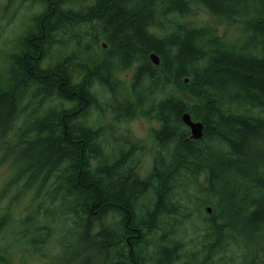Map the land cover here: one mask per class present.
<instances>
[{
    "label": "trees",
    "instance_id": "trees-1",
    "mask_svg": "<svg viewBox=\"0 0 264 264\" xmlns=\"http://www.w3.org/2000/svg\"><path fill=\"white\" fill-rule=\"evenodd\" d=\"M29 1L48 6L46 14L32 20L34 41L21 40L27 51L15 63L3 51L0 63V179L8 175L0 190V264L29 258L49 264H124L126 260L136 264L146 252L159 264H197L198 258L182 262L178 252L185 232V219L180 218L183 213L189 216L175 189L178 182L183 189L193 186L203 199L213 201L201 204L213 210L201 218L200 243L207 251L215 252L226 240L242 246L238 238L243 229L237 226L241 219L240 225L246 224L248 231L264 233V160L245 168L243 162H248L240 157L250 148L260 155L254 147L256 136L264 140V54L257 49L263 44L255 28L258 22L264 25V13L255 9L258 2L264 7V0L227 18L245 22L246 36L235 40L220 35L218 24L197 27L188 20L194 3L202 0L168 10L156 26L166 33L162 36L156 30L147 35L144 29L146 20L141 15L148 11L139 4L146 0H98L91 10L101 14V30L112 33L95 43L99 54L83 60L82 55L87 56L93 47L79 41L70 56L50 69L44 67L47 53L40 46L46 38L52 41L70 18L60 12L54 16L64 0ZM219 1L205 4L214 21L221 16L213 7ZM187 31L197 45L194 54L190 41L181 37ZM163 49L169 50L176 70L170 71ZM139 50L159 54L161 65L155 67L149 55L141 57ZM181 61L191 63L192 72L183 74ZM12 63L19 68L15 75ZM30 79L38 83L27 85ZM98 88L108 94L106 100L98 98ZM185 113L204 125L201 141L191 139L182 122ZM94 114L97 117L92 120ZM108 114L113 119L110 131L103 127ZM82 116L91 124L78 122ZM137 119L154 125L150 175L137 181L130 177L131 169L117 183L107 167L116 156L107 132L115 142L138 151L142 145H135L128 132L120 140L113 138L116 125ZM94 139H98L95 144ZM92 162L97 166L92 168ZM116 162L124 167L120 160ZM201 178L205 183L197 187ZM155 182L166 187L156 189L147 218L137 226L130 216L136 210L130 205L141 186L156 187ZM236 186L248 193L242 194ZM26 198L28 203L18 212ZM109 212L120 215L116 224ZM157 221L165 226L144 236V230ZM131 230H142V237L134 235L128 243Z\"/></svg>",
    "mask_w": 264,
    "mask_h": 264
},
{
    "label": "bare ground",
    "instance_id": "bare-ground-1",
    "mask_svg": "<svg viewBox=\"0 0 264 264\" xmlns=\"http://www.w3.org/2000/svg\"><path fill=\"white\" fill-rule=\"evenodd\" d=\"M10 2V4H14L17 0H8ZM29 1V0H28ZM147 2L145 3H140L139 4V7L142 8L143 5L145 10H147L148 12L141 15V17L145 18L146 20V25H145V30L147 35H150V31L152 32L153 30H156V33L159 32L162 35H166V33L164 32V30H162L161 28L157 29L156 26L159 25L160 21L163 19V17L169 13L168 10H171L173 9L174 7H177L178 5H182L183 2H187L189 4L190 0H163V2L161 0H146ZM193 1L194 3V0H191ZM238 2H235L233 4V1L232 0H221L217 3V5H213L214 9H216V11H218V13H220L221 16H219L217 18L218 21H225L227 20V18H230L240 12H243L245 13V10L247 11V7L250 6V7H253L255 6L254 4V1H257L258 0H236ZM243 1H245V5H244V8L242 9L241 7V4L243 3ZM39 7L42 8V12L46 14L47 10H48V6L43 3V2H40L42 4H37L36 2H32V1H29ZM99 1L98 0H64L63 2L60 3V6H59V9L58 7H56L54 9V16L57 15L58 12H60V14H66L67 16H69V22L66 23V24H63L56 32H55V36H53L52 38V41L50 38H46L47 41H45L42 46H40V50L44 53H47L46 54V59L44 60V67L47 69H50L51 67H54L59 61L60 59H62V57L65 56V52L64 51H61L62 49H64L65 46H68V45H72V51L74 52L76 49H77V44L78 42L80 41L81 43H84V44H88V43H91L92 45V50L90 51V53H87V56L86 55H82L83 57V60H91V59H95L96 56L99 54V49H100V46H97L95 43L98 41V39L100 38V36H106V35H109V31H104V30H101V26L104 25L103 24V19L101 17V14L96 12V11H92L91 9L93 8H96L97 5H98ZM211 3V0H202V3H194L193 7H201L203 9H205V6L209 5ZM259 3V2H258ZM256 4V7L255 9L262 13H264V7H262L261 4ZM200 4V5H199ZM206 4V5H205ZM202 5V6H201ZM183 6V5H182ZM206 10V9H205ZM168 11V12H167ZM207 11V10H206ZM140 12V11H139ZM208 12V11H207ZM92 13V14H91ZM257 13V14H258ZM261 13V14H262ZM91 14L92 16V19L89 17V15ZM260 15V14H258ZM16 16V12H14L11 17L12 19ZM35 17H30L29 21H27L28 25L27 27L24 29L23 32L20 33V35L16 38V40H14L12 42L13 46H12V49H11V53H6L5 56L6 58H8L9 60H12L14 63L15 61L19 60L18 58H20V56H23L27 50L22 48V42L21 40H25L26 43H30L32 41H34V38L35 36L32 34L34 32V29L33 26H34V23H33V19ZM253 20V18H252ZM252 23L251 24H254V20L251 21ZM61 24V23H60ZM212 23H209L208 25H210ZM264 25L260 24V22H258L256 25H255V28L259 31H257V35H258V38H259V42L260 44H263L262 47H258V51L262 52L264 54V32H260V28L263 27ZM262 30L264 31V27L262 28ZM164 32V33H163ZM186 33V31H184ZM183 32V33H184ZM106 34V35H105ZM111 31H110V35H111ZM188 31H187V35L185 34H181V37L186 39L187 41L189 40L190 42V46L189 48H191L190 50L193 52L194 54V49H196V43H195V40L191 39V35H188ZM29 39V40H28ZM65 40V41H64ZM116 41V39H114ZM104 42H100V44ZM191 43L193 45H191ZM103 44H101L103 46ZM60 45H64V46H60ZM171 47L174 48V44L173 42L170 43ZM7 46V44L5 45ZM10 48V47H9ZM9 48H7L6 50H8ZM103 49H107L108 47L106 45H104L102 47ZM179 49H181V47H179ZM139 52L141 53V57L143 56H148L149 55V58L152 56V55H157L160 60H161V56L155 52H152V51H147V52H144L142 50H139ZM71 54L67 55V56H70ZM161 55L164 56V57H168L169 56V61H168V66L170 68V71H174L176 70V67L174 66V63H173V58L171 57V55H169V50H166V49H163V51L161 52ZM50 57H53L51 59H47V58H50ZM219 59L222 60V56H219ZM136 62H139V58L137 57L136 58ZM152 62V61H151ZM153 64V62H152ZM154 65V64H153ZM161 65V63H160ZM159 65V66H160ZM155 67H159V66H156L154 65ZM180 66L183 68V74H189L190 72H192L193 70V66L191 63H188L187 61H181L180 62ZM12 69L14 71V75L15 73L19 70V68L14 65L12 63ZM34 83H38L35 79H30L28 80L27 82V85L29 84H34ZM18 105V103H16ZM49 106V105H48ZM239 107H241L239 105ZM189 113H185L183 114L184 115H187ZM30 115H35L34 113H31ZM191 116V114H189ZM182 116V118H183ZM192 117V116H191ZM78 122H81L83 123L82 125H89L91 124L90 123V119H88L87 117H80ZM183 122V120H182ZM184 124V123H183ZM117 126V125H116ZM187 127V126H186ZM188 128V127H187ZM115 129V127H114ZM113 129V131H114ZM190 130V129H189ZM107 131H110V130H107ZM191 133V132H190ZM205 135V133H204ZM204 135H203V138L204 139ZM107 141L109 142L110 140H113L111 139V134L107 132ZM113 138L116 139L115 135H113ZM202 139L200 140H193V141H201ZM98 139H94L93 140V143L95 144L97 142ZM134 142V141H133ZM135 145H142L141 147V151L144 152V156H139L140 153H142L140 150H135L134 148L131 147H126L124 145H121L119 144L118 142H115L114 145L116 147L115 151H116V156H115V159H110L108 160L107 162V167L110 166V175L109 177H113L115 178L116 182L119 183L120 179H124L125 178V171H129L131 172V169L133 170L134 174L131 172V174L133 176H130L132 179L133 178H136V180H142V179H145L143 176H141V164H142V160H143V157H145L146 155L150 154L149 153V150H150V146L149 145H146V144H140L139 142H134ZM173 143H171V148H173ZM260 146V148L258 149V147ZM254 147L255 149H257V151L259 153H261L260 155H254L251 159L249 157V159H247L248 157V153H250L251 151H253V149H244V153L241 154L240 157H244L248 163H244L243 162V166L246 168L249 167L250 165L248 164H251V161H252V164H254V162L257 161V159H260V160H264V140H262L260 138V136H256V140H255V143H254ZM105 148L103 147L102 148V152L105 153ZM254 152V151H253ZM139 153V154H138ZM120 160L124 167H118L116 166L115 164H117L118 161ZM243 161V160H242ZM133 162V163H132ZM251 164V165H252ZM92 168L96 167L97 166V162H92ZM112 166V167H111ZM242 166V168H243ZM243 168V169H245ZM89 170H91L90 167H88ZM142 184V183H141ZM155 186H148V185H144L143 187L141 186L140 188V191L137 193L138 195L134 198V203L130 205V208L131 209H135L136 210V213L135 211L134 212H131L130 216L132 217L133 216V219L135 221V223L137 224V226L140 225V221H143L147 218L148 216V213H149V209L151 208V206H153V201L151 203V200H148V202H150L149 206H144L141 201L145 200V197L146 196H155L157 198V193L156 192V189L157 190H162L166 187V184L165 183H161V182H155ZM181 183L178 182L177 185H176V190H179L181 187ZM236 188L242 193V194H247L248 193V190L244 187H240V186H236ZM163 198H165V196L163 195ZM211 209V207H207L206 209V212L208 214H212L213 210L211 211V213H209L207 210L208 209ZM139 211V212H138ZM110 214V219H115V223L116 224V219H120V215L115 213V212H109ZM109 219V220H110ZM140 220V221H139ZM156 220V218H155ZM180 220L183 222V219L182 217L180 218ZM158 222V223H157ZM156 224H153L152 226H149L148 228H146L143 232L144 236L148 235V233L152 230H158L160 229L161 227H164L165 226V223L164 221H157ZM113 229V228H112ZM248 230V229H247ZM131 232L133 233L131 235V237L127 240V242L129 243L133 238H134V235L137 239L141 238V232L142 230H134V232L131 230ZM138 233V234H137ZM140 234V235H139ZM158 234H162V232H158ZM110 237V235H108V238ZM134 246V245H133ZM137 247V245H135ZM134 246V247H135ZM135 247V248H136ZM128 260L124 261L123 263L124 264H130L129 262H127ZM196 261V260H195ZM136 262V261H135ZM142 262H146L147 264H159L157 262V259L154 257H151L150 256V253L149 252H146L144 253L143 255H140L139 256V259L138 261L136 262V264L138 263H142ZM132 264H134V262H132ZM197 264H203V261H197Z\"/></svg>",
    "mask_w": 264,
    "mask_h": 264
},
{
    "label": "rangeland",
    "instance_id": "rangeland-1",
    "mask_svg": "<svg viewBox=\"0 0 264 264\" xmlns=\"http://www.w3.org/2000/svg\"><path fill=\"white\" fill-rule=\"evenodd\" d=\"M16 12V16L12 19L11 15ZM42 13V8L29 2L28 0H17L14 4H10L8 0H0V63L3 61L4 56L2 55L3 51L6 53H11L12 42L16 40V38L20 35L21 32L27 27L30 17H35L38 14ZM188 20H191L197 24V27H204L209 23L218 24L219 34L227 35L229 39H236L238 37H245V22H229L225 21H214L205 9L201 7H194L191 16L188 17ZM164 33V32H163ZM162 34V33H161ZM65 41V40H64ZM233 41V40H232ZM10 43V44H9ZM7 44V46H5ZM64 46V45H60ZM10 47V48H9ZM9 48L8 50H6ZM107 50V49H103ZM64 51L66 54L64 57H68L67 55L72 54V45L65 46ZM53 58V57H52ZM128 78H131V75H127ZM125 77H121L122 79ZM96 94L101 101L106 100L108 98V94L101 88L96 90ZM97 117L94 114L92 120ZM111 114H108L106 118L103 120V127L107 130H110L111 123H113ZM154 128V125L147 121V119H137L130 122L128 125H118L115 127L113 134L115 135L117 140L123 138L124 133L128 132V134L132 137L134 142H141L143 145L151 144L150 134L151 130ZM116 140H112V144L115 143ZM119 142V141H118ZM247 159H250L255 155L253 151L248 153ZM252 164V161H251ZM250 164V166H251ZM153 162L150 154L143 157L141 164V176L147 178L150 175V171L152 168ZM8 175H3L0 179V190L4 186ZM204 179L201 178L198 181V186L200 187L204 185ZM187 191L189 194H187ZM179 200L182 202V206L188 208L189 216L186 218L183 213L182 218L185 219L183 230L185 231L181 234L179 242L183 245L181 249H179L180 260L182 262L186 261H194L195 258H198L199 261H203V264H259L262 260H264V233H254L252 231H248L245 229L246 224L238 223V227L243 229V233L238 238L242 241V246L240 244L235 243L234 241L226 240L220 248H217L215 252H210V250H206L201 245V236L203 235V224H202V216H206L207 207H212L211 205L201 207V204L204 201L213 202L209 198L203 199V197L196 192V188L191 186L190 188H180L178 190ZM148 200H152V196L145 197V200L141 201L144 206H149L150 202ZM29 201V198L24 200V205L18 209V212L22 210V207L25 206ZM180 202V204H181ZM153 248H150V251ZM260 249H263L260 251ZM203 252L202 254H200ZM15 264H49L48 261L39 259H19ZM264 264V262H263Z\"/></svg>",
    "mask_w": 264,
    "mask_h": 264
},
{
    "label": "water",
    "instance_id": "water-1",
    "mask_svg": "<svg viewBox=\"0 0 264 264\" xmlns=\"http://www.w3.org/2000/svg\"><path fill=\"white\" fill-rule=\"evenodd\" d=\"M150 59L156 66H159L161 63V60L157 55H152ZM186 83H188V81H186ZM182 120L184 125L190 129L191 139L200 140L203 138L205 127L201 122L193 121L192 117L189 114L184 115ZM207 211L211 213L212 210L209 208Z\"/></svg>",
    "mask_w": 264,
    "mask_h": 264
}]
</instances>
